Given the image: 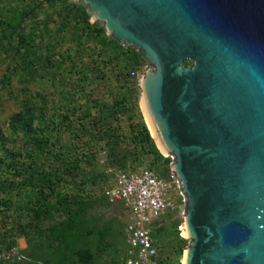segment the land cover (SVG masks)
I'll return each instance as SVG.
<instances>
[{"label":"water","instance_id":"1","mask_svg":"<svg viewBox=\"0 0 264 264\" xmlns=\"http://www.w3.org/2000/svg\"><path fill=\"white\" fill-rule=\"evenodd\" d=\"M75 2L150 65L188 264H264V0Z\"/></svg>","mask_w":264,"mask_h":264},{"label":"trees","instance_id":"2","mask_svg":"<svg viewBox=\"0 0 264 264\" xmlns=\"http://www.w3.org/2000/svg\"><path fill=\"white\" fill-rule=\"evenodd\" d=\"M65 10L64 28L73 22L79 31L85 32L88 42L94 39L101 44L95 54L92 46L85 47L82 34L78 36L77 51L67 55L70 74H78V81L76 79L73 83L79 86L91 80L104 85L106 79L113 77L116 91L112 92L110 102L92 100V107H98L97 116H92L90 111L79 116L76 106L66 104L52 116L48 115L46 105L31 104L12 115L8 126L12 146L0 148V205L8 209L14 206V202L6 200L2 194L31 190L33 197L25 209L34 223L48 220L55 210L63 215L60 221L50 226L51 264H95L106 246H112L119 238L123 242L126 225L115 228L110 224L99 227L97 223H90L88 210L94 202L80 193L60 189L66 185L81 188L87 183L86 176L81 179L82 163H88L93 173L98 174L94 169L95 151L79 153L78 148L74 150L75 143L97 146L102 142V146L108 149L107 165L133 171L139 170L129 168V163L140 162L146 152L155 153L157 160L163 159V156L144 122L136 119L139 112L134 95L139 86L131 72L146 63L143 52L125 47L106 35L104 26L92 27L96 23L90 22L85 5L72 1ZM84 55H89L91 60L78 65L76 60L83 61ZM94 55L99 59H94ZM46 60L50 61V56ZM77 90L76 93L81 91ZM122 117L127 121L128 133L125 134L122 132ZM4 138L0 129V145L7 142ZM151 170L166 178L170 169L158 166L157 170ZM27 225L15 223L9 230L0 232V249L16 245L15 233H24ZM153 236L159 252L160 248H168L178 254L171 262H162L159 257L160 264H180L179 256L183 254L188 240L182 238L176 229L165 227L153 230Z\"/></svg>","mask_w":264,"mask_h":264},{"label":"rangeland","instance_id":"3","mask_svg":"<svg viewBox=\"0 0 264 264\" xmlns=\"http://www.w3.org/2000/svg\"><path fill=\"white\" fill-rule=\"evenodd\" d=\"M72 1L75 2V0H68V2L61 0H0V129L5 137L4 140L7 141L2 143L0 148L5 145L12 146L11 138L8 135L10 118L26 105H46L49 116L56 115L57 109L65 104L76 106L79 109L77 111L79 116L87 111H90L92 116H97L99 114L98 107H92L94 105L92 100L100 99L103 103L110 102L116 91L113 77L106 79L103 82L104 85L98 81V83H92L91 80H89L90 83L87 82L79 86L73 83L76 79L78 81V74L75 73L74 76L70 74V61L67 60L69 59L67 55L77 51L78 36L82 34V42L85 47L92 46L95 54L98 53L101 44L94 39L88 42L89 38L85 36V32L79 31L73 22L68 23L65 28L62 26L65 22V9ZM90 22L96 23L92 27L104 26L102 22L93 21L91 16ZM106 35L110 36L107 32ZM106 41L109 42V39ZM109 44L108 48H110ZM47 56H50V61L46 60ZM95 58L99 59L97 56ZM90 60L89 55H84L83 61L77 59L76 63L80 65L81 62L87 63ZM149 68L150 65L147 61L142 63L136 70L138 75L133 78H136L135 81L139 86L134 95L137 99L139 112L136 119L144 122L150 132L141 108L142 91L140 87V78ZM78 88L81 91L76 93ZM122 122V132L128 133L125 117H122ZM151 137L163 159L157 160L155 153L146 152L140 162L129 163L128 167L135 170L145 168L157 170L158 166H165L170 169L166 178H170L172 176V157L162 153L154 137L152 135ZM102 144L101 142L97 146H93V144L85 146L81 142L75 143L74 150L78 148L79 153L84 151L90 154L95 151L94 169L98 174L93 173V168L88 163H82L81 179L86 176L87 183L81 188L76 185H66L60 189L63 192L80 193L84 198H90L94 202L88 210L90 223H97L99 227L110 224L116 228L126 225L129 213L121 204H109L105 197L104 192L112 186L113 176L106 173L107 166L100 162L101 154L107 153L108 150ZM69 148L71 147L69 146ZM2 197L12 200L14 206L8 209L0 205V232L9 230L15 223L28 224L24 233H15L17 245L19 240H22L21 248L28 258L26 264H51L49 256L51 249L50 226L63 218L61 212L55 210L48 220L34 223L25 209L33 197L31 190L2 194ZM183 212L184 205L180 202L177 203L176 208L167 210L156 221L153 230L162 227L168 230L176 229L182 238L188 240L182 234L181 229ZM177 225L178 227H176ZM119 239L116 243H112V246H106L102 257H98L95 264H118L121 261L125 247ZM188 244L189 240L184 251L187 250ZM159 254L162 262H171L178 256L174 249L168 248H160ZM183 254L179 256L180 264H182Z\"/></svg>","mask_w":264,"mask_h":264},{"label":"built area","instance_id":"4","mask_svg":"<svg viewBox=\"0 0 264 264\" xmlns=\"http://www.w3.org/2000/svg\"><path fill=\"white\" fill-rule=\"evenodd\" d=\"M137 76V71L131 72ZM100 162L113 176L112 186L104 192L109 204H121L129 213L124 229L126 248L118 264H160L159 248L153 236V225L177 203L186 198L172 172L170 178L159 176L151 169L127 170L107 165L106 152ZM28 258L19 245L0 249V264H26Z\"/></svg>","mask_w":264,"mask_h":264},{"label":"bare ground","instance_id":"5","mask_svg":"<svg viewBox=\"0 0 264 264\" xmlns=\"http://www.w3.org/2000/svg\"><path fill=\"white\" fill-rule=\"evenodd\" d=\"M150 75L151 74L148 73L147 75L142 76L141 81H140L141 82V86H142L141 108H142V111H143L147 126L150 129L151 135L154 137L158 148L161 150L162 153L168 154L167 153L168 152L167 151V147L165 146V144H164V142L162 140V137H161V135L159 133L160 126H159V124L156 122V120L154 118V115H153V113L151 111L149 100H148L147 85H148V80H149ZM183 223H184V225H183ZM183 223H182L183 226L181 227L182 234L186 238H189L190 237V232H189L187 223H186V221H184ZM188 257H189V251L187 249V250L184 251L181 263L182 264H188V261H189Z\"/></svg>","mask_w":264,"mask_h":264},{"label":"crops","instance_id":"6","mask_svg":"<svg viewBox=\"0 0 264 264\" xmlns=\"http://www.w3.org/2000/svg\"><path fill=\"white\" fill-rule=\"evenodd\" d=\"M122 243H123L124 247L126 248V245H127V244H126L125 238L123 239V242H122ZM18 245H19L20 247L22 246V240H21V239L19 240V244H18ZM125 248H124V251H125Z\"/></svg>","mask_w":264,"mask_h":264},{"label":"flooded vegetation","instance_id":"7","mask_svg":"<svg viewBox=\"0 0 264 264\" xmlns=\"http://www.w3.org/2000/svg\"><path fill=\"white\" fill-rule=\"evenodd\" d=\"M183 215H184V212H183ZM183 225H184V223H183ZM183 225H182V226H183ZM182 226H181V227H182ZM188 240H189V239H188Z\"/></svg>","mask_w":264,"mask_h":264}]
</instances>
